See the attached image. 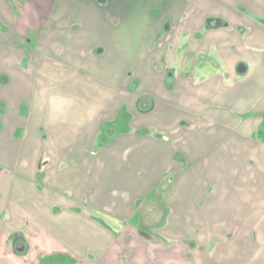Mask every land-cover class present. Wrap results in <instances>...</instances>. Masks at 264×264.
Segmentation results:
<instances>
[{"label":"crops","instance_id":"obj_1","mask_svg":"<svg viewBox=\"0 0 264 264\" xmlns=\"http://www.w3.org/2000/svg\"><path fill=\"white\" fill-rule=\"evenodd\" d=\"M16 5L0 264H264V0Z\"/></svg>","mask_w":264,"mask_h":264},{"label":"rangeland","instance_id":"obj_2","mask_svg":"<svg viewBox=\"0 0 264 264\" xmlns=\"http://www.w3.org/2000/svg\"><path fill=\"white\" fill-rule=\"evenodd\" d=\"M58 3H59V1H58ZM22 0H17V5H16V8L18 9V13H17V15H13V16H11V14H10V16H4V17H21V13L19 12L20 11V8L21 9H23V7H22ZM59 5H60V3H59ZM14 11V6L12 7V12ZM23 12V11H22ZM23 15L25 16V17H27V13L26 12H23ZM1 26H0V28H2L3 29V26H4V24H0ZM113 129L114 130H118L115 126L113 127ZM110 136V135H109ZM171 178H174V175L171 177ZM167 180H169V179H167ZM166 180V181H167ZM165 182V181H164ZM161 187V186H160ZM236 220H234L233 221V224L235 225L236 224ZM189 232H190V234H195V232L194 231H192L191 229H189L188 230ZM222 233L224 234L223 236H225V235H227L228 233H229V231H226V230H223L222 231ZM213 240L214 239H216L217 237L216 236H212L211 237ZM166 253H174V256L177 254V252L175 251V250H172V249H170V250H164ZM183 264H187L186 263V261L183 263Z\"/></svg>","mask_w":264,"mask_h":264},{"label":"trees","instance_id":"obj_3","mask_svg":"<svg viewBox=\"0 0 264 264\" xmlns=\"http://www.w3.org/2000/svg\"><path fill=\"white\" fill-rule=\"evenodd\" d=\"M257 138L264 143V118L257 133Z\"/></svg>","mask_w":264,"mask_h":264},{"label":"water","instance_id":"obj_4","mask_svg":"<svg viewBox=\"0 0 264 264\" xmlns=\"http://www.w3.org/2000/svg\"><path fill=\"white\" fill-rule=\"evenodd\" d=\"M244 70H245L244 67H240V71H241V72H244ZM23 248H24V247H23L22 245H19L18 250L22 251Z\"/></svg>","mask_w":264,"mask_h":264}]
</instances>
